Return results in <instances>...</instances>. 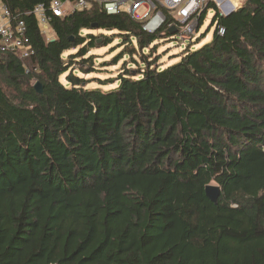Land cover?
Instances as JSON below:
<instances>
[{"label":"trees","instance_id":"trees-1","mask_svg":"<svg viewBox=\"0 0 264 264\" xmlns=\"http://www.w3.org/2000/svg\"><path fill=\"white\" fill-rule=\"evenodd\" d=\"M24 20L33 54L0 61V264H264V0L216 12L211 39L167 65L150 47L167 24L96 8L48 39ZM100 31L143 66L109 90L71 70L96 71L86 54L115 40Z\"/></svg>","mask_w":264,"mask_h":264},{"label":"built area","instance_id":"built-area-1","mask_svg":"<svg viewBox=\"0 0 264 264\" xmlns=\"http://www.w3.org/2000/svg\"><path fill=\"white\" fill-rule=\"evenodd\" d=\"M17 1L0 0V61L7 54L20 59L33 54L26 35L25 16H32L41 34L49 39L50 24L54 19L97 8L109 16L125 15L149 34L159 32L167 24L169 29H175L172 38L179 45L188 43L194 47L200 38L197 37L200 22L210 12L212 20L216 12L223 16L230 9L237 8L231 0H49L23 11L13 8ZM217 31L219 35L224 33L222 27H218Z\"/></svg>","mask_w":264,"mask_h":264},{"label":"rangeland","instance_id":"rangeland-1","mask_svg":"<svg viewBox=\"0 0 264 264\" xmlns=\"http://www.w3.org/2000/svg\"><path fill=\"white\" fill-rule=\"evenodd\" d=\"M231 2L235 5V7H237L236 9H238L242 6L245 0H231ZM210 21L211 12L206 16L197 33V37H201V35H204L207 32L206 36L205 38L200 39V41L196 42L197 45L194 47V49L199 48L201 45L207 43L211 39L215 26H211L209 28ZM98 33H101L105 37H114L115 40L108 43V45L103 46L102 41L99 38L96 41L95 48L91 49L86 54V58L88 56H93V65L96 71L90 74L82 73L81 70L78 69V65H73L71 70H74V74L76 76L89 82L86 88H101L103 90H109L116 86L115 80L118 78L119 74H121V71H136L140 68H143V66L138 55L129 57L128 54H125L123 56L124 48L121 45V38L119 37V34L117 32L100 31ZM98 33L94 32L93 34L97 35ZM85 34V32H82V35ZM131 41L133 46L136 48L134 40L131 39ZM153 45L157 46V54L159 55L157 59L158 65L177 63L178 59L176 57H178L182 53L181 51H183L185 47L187 48V46H189L188 43H182L179 45L178 42L174 40V38L168 39V41H163V39L159 38L154 41V43L150 47H152ZM144 52L145 54H149V50H145ZM115 59H118V62L116 63V65H113V60ZM64 78L65 77H62L61 80L63 81ZM96 78H100L103 82L108 84L106 86H97Z\"/></svg>","mask_w":264,"mask_h":264},{"label":"water","instance_id":"water-1","mask_svg":"<svg viewBox=\"0 0 264 264\" xmlns=\"http://www.w3.org/2000/svg\"><path fill=\"white\" fill-rule=\"evenodd\" d=\"M236 10H237L236 8H232V9H230L227 13H225V14L223 15V17H228L229 15H231L232 13H234ZM169 33H170L171 35H173V34L175 33V29H174V28H170V29H169ZM34 89H35L37 92H41V87H40V85L37 84V83L34 85ZM205 195H206V198H207L210 202H212L213 204H216L217 199H218V197H219V195H220V189H219L218 187H216V186H212V185L207 186V187L205 188Z\"/></svg>","mask_w":264,"mask_h":264},{"label":"bare ground","instance_id":"bare-ground-1","mask_svg":"<svg viewBox=\"0 0 264 264\" xmlns=\"http://www.w3.org/2000/svg\"><path fill=\"white\" fill-rule=\"evenodd\" d=\"M234 7H235V5H234Z\"/></svg>","mask_w":264,"mask_h":264}]
</instances>
